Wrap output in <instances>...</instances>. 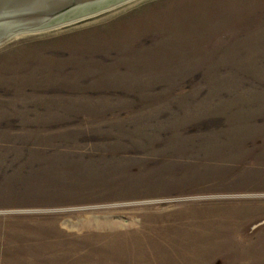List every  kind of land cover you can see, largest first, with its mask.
I'll use <instances>...</instances> for the list:
<instances>
[{"label":"rangeland","instance_id":"374dc122","mask_svg":"<svg viewBox=\"0 0 264 264\" xmlns=\"http://www.w3.org/2000/svg\"><path fill=\"white\" fill-rule=\"evenodd\" d=\"M0 264H264V0L1 39Z\"/></svg>","mask_w":264,"mask_h":264},{"label":"water","instance_id":"95a60500","mask_svg":"<svg viewBox=\"0 0 264 264\" xmlns=\"http://www.w3.org/2000/svg\"><path fill=\"white\" fill-rule=\"evenodd\" d=\"M123 0H0V40L20 30L54 25Z\"/></svg>","mask_w":264,"mask_h":264}]
</instances>
